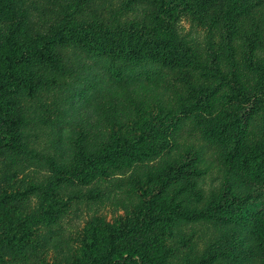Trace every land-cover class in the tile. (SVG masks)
Segmentation results:
<instances>
[{
	"label": "rangeland",
	"instance_id": "rangeland-1",
	"mask_svg": "<svg viewBox=\"0 0 264 264\" xmlns=\"http://www.w3.org/2000/svg\"><path fill=\"white\" fill-rule=\"evenodd\" d=\"M64 26L32 93L2 97L0 264H82L94 231L141 222L165 184L209 215L173 219L159 264H264V0H0V56ZM136 29L168 63L99 49ZM233 244L239 259L214 253Z\"/></svg>",
	"mask_w": 264,
	"mask_h": 264
},
{
	"label": "trees",
	"instance_id": "trees-1",
	"mask_svg": "<svg viewBox=\"0 0 264 264\" xmlns=\"http://www.w3.org/2000/svg\"><path fill=\"white\" fill-rule=\"evenodd\" d=\"M195 1L199 3V0ZM189 9L191 14H195L196 10L193 6H190ZM104 34L106 36L122 35L121 46L103 43L99 47L101 51L113 58L123 56L134 63L148 58L153 61H160L163 64L168 63L160 51V48L164 47L165 43L146 35H141L137 32V29L129 32L123 30L120 32L107 31ZM70 39L65 33V26L64 30H61L58 35L49 37L36 36L33 39L30 38L28 42H16L14 38H10L8 40L10 47L5 49V53L0 56H4L0 60V79L2 80L0 84V108H6L9 104L7 101L3 102L2 97L10 88L24 87L29 93H32L33 87L31 80L28 78L32 61L36 59L40 62L53 61L55 59L54 55L49 50L56 45L65 44ZM117 44H119V41L115 42V45ZM10 122L9 119H6V124ZM105 159H103V162ZM243 161L244 165L248 163L246 158ZM103 162L94 161L95 164L99 165V173H104V168L100 166ZM180 173V176L175 177L185 181L186 172L183 171L182 167H180ZM186 181H189V179ZM166 185H164L163 189L153 194L141 212H139L144 217L141 222L131 225L124 224L122 227L109 226L106 229H101V231H94L90 242L86 246L82 264H159L158 254L162 245L161 236L173 219L190 221L209 215V211L207 212L206 210H189L186 212L187 209L183 206H178L174 203V200L166 199L164 196ZM219 205L227 207L229 211L232 210V203L228 199L220 202ZM243 211L241 210V213L238 212V218H232L237 220L238 225ZM254 217H258V213H254ZM229 221L230 218L227 222ZM235 246L236 244L230 246V251L217 250L214 253L220 257L232 259L238 257L237 259H239L241 254L237 252ZM211 249L212 247L209 244L205 252H209Z\"/></svg>",
	"mask_w": 264,
	"mask_h": 264
}]
</instances>
